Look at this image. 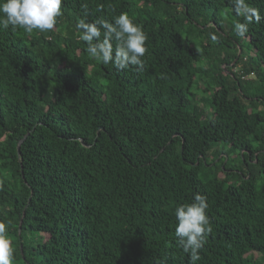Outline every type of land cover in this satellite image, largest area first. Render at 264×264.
Masks as SVG:
<instances>
[{
	"label": "trees",
	"instance_id": "16d2710c",
	"mask_svg": "<svg viewBox=\"0 0 264 264\" xmlns=\"http://www.w3.org/2000/svg\"><path fill=\"white\" fill-rule=\"evenodd\" d=\"M249 2L264 16V0ZM85 5L89 21L126 12L142 25V72L88 56L74 27ZM62 11L48 33L0 27L13 264H190L174 209L194 193L213 228L196 264H264V20L237 36L228 0H63Z\"/></svg>",
	"mask_w": 264,
	"mask_h": 264
},
{
	"label": "clouds",
	"instance_id": "9594fccd",
	"mask_svg": "<svg viewBox=\"0 0 264 264\" xmlns=\"http://www.w3.org/2000/svg\"><path fill=\"white\" fill-rule=\"evenodd\" d=\"M228 2L236 17L232 30L237 36L245 37L250 24L264 20L260 9L249 0ZM62 4L63 0H0V27H11L14 31L23 29L27 34L51 32L63 17ZM83 8L84 15L77 18L74 27L78 39L86 45L88 56L103 65L111 64L117 71L142 72L148 51V35L142 25L134 22L126 12L113 16L111 20L101 17L89 21L87 6ZM210 39L215 43L219 37L213 32ZM208 207L207 197L194 193L190 203L178 204L174 209L176 243L187 254L190 264L201 259L200 251L213 231L207 215ZM14 259L7 225L0 221V264H13Z\"/></svg>",
	"mask_w": 264,
	"mask_h": 264
},
{
	"label": "water",
	"instance_id": "95a60500",
	"mask_svg": "<svg viewBox=\"0 0 264 264\" xmlns=\"http://www.w3.org/2000/svg\"><path fill=\"white\" fill-rule=\"evenodd\" d=\"M17 151H18V153H19V151H20V147H19V145L17 146Z\"/></svg>",
	"mask_w": 264,
	"mask_h": 264
}]
</instances>
